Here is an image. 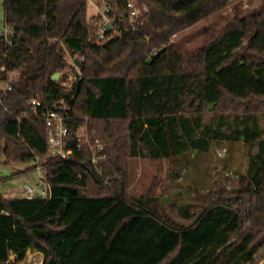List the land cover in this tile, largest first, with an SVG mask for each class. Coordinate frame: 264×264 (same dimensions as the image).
<instances>
[{"label": "trees", "instance_id": "1", "mask_svg": "<svg viewBox=\"0 0 264 264\" xmlns=\"http://www.w3.org/2000/svg\"><path fill=\"white\" fill-rule=\"evenodd\" d=\"M89 1H3L15 36L9 44L0 35V80L13 69L18 77L0 99V161L34 169L36 157L48 155L33 100L68 117L65 148L73 152L49 156L50 197L0 195V264H16L10 255L21 259L29 249L44 254L43 264L254 263L264 247V108L254 105L264 99V0L206 27L196 49L172 36L231 0H137L149 7L143 24L119 34L107 27L105 39ZM92 1L115 23L130 22L129 0ZM67 51L78 57L70 86L53 78L70 66ZM79 127L104 143L108 183L90 144L77 147ZM224 141L256 148L237 195L197 208L152 189L130 192V159H172L175 175L199 174L201 159ZM247 220L254 226L242 232Z\"/></svg>", "mask_w": 264, "mask_h": 264}, {"label": "rangeland", "instance_id": "2", "mask_svg": "<svg viewBox=\"0 0 264 264\" xmlns=\"http://www.w3.org/2000/svg\"><path fill=\"white\" fill-rule=\"evenodd\" d=\"M3 1L0 0V25L5 22ZM261 3L262 0H231L230 4L223 9L174 34L172 40L193 49L199 48L202 45L206 27L222 26L234 16L236 8L254 10L259 8ZM101 9L103 11L104 6H101ZM88 15L89 17L99 16L98 30L101 28V24L107 21V18L98 11L92 1L88 3ZM113 30V34H119L117 29ZM67 59L70 66L65 69L63 74L60 73L58 79L63 84L70 86L76 78L75 67L79 71L75 62L78 57L67 51ZM9 71L12 77L18 73L16 69ZM254 105L258 106L259 109H263L264 99H258ZM213 113L214 111L209 110L207 112L208 117ZM214 145V149L201 159L199 174L188 173L183 168L178 175H175L177 164L172 159H162L161 161H155L149 157L130 159V172L133 178L130 192L141 194L152 189L154 195L166 197L169 195L173 198L176 196L177 202H193L197 204V208L203 206L204 203L236 194L234 190L244 187L246 184L242 182L241 175L246 172L249 157L256 148L251 149L242 141H224ZM30 165H33V162ZM24 182L35 185L37 183V172L29 169L28 165L7 164L0 161V195L5 197L22 196L21 190ZM159 207L170 208L169 204L164 203L162 200ZM172 208L171 212L177 211V207ZM177 218L183 222L192 220L180 216H177ZM252 226H254L253 222L247 220L242 232L252 228ZM10 258L16 260V264H43L44 262V254L36 249H29L21 259H17L15 254H11ZM241 264H264V247L257 253L254 263L244 262Z\"/></svg>", "mask_w": 264, "mask_h": 264}, {"label": "built area", "instance_id": "3", "mask_svg": "<svg viewBox=\"0 0 264 264\" xmlns=\"http://www.w3.org/2000/svg\"><path fill=\"white\" fill-rule=\"evenodd\" d=\"M92 1V0H91ZM96 8L101 12L107 21L101 24L99 29L100 38L105 39V32L107 28V23L111 25V29H117L120 31H128L130 27L136 28L137 25L143 24L144 16L149 11L147 5L140 6L137 0H129L127 3V8L129 11L130 22L127 25H119L115 23V17H110L108 15L109 8H105L103 11L101 5L95 1ZM0 35H2L7 43H12V39L15 36V31L12 26H9L6 22L0 25ZM10 71H8V76L5 81L0 80V99L3 95L13 90V81L18 77V73L15 76H10ZM33 114L43 117L46 127H47V138H48V155L45 157L37 156L33 162V171L37 172V183L31 185L28 182L23 183V189L21 190V195L28 199L34 197H50L52 195L51 184L47 178L46 170L49 164V156L67 159L71 156L72 150L66 149L68 142V136L70 132V125L68 123V117L58 110L47 109L45 106L40 109L41 102L38 100H33ZM28 117L30 114L25 112L23 114ZM78 144L77 147L80 149L86 143L90 144L91 156L90 160L93 167L95 168L98 175H100L105 183L109 182V176L104 175V167L102 165V159L106 157V151L104 143L99 138H94L91 140L90 134L86 127H79L76 133Z\"/></svg>", "mask_w": 264, "mask_h": 264}, {"label": "water", "instance_id": "4", "mask_svg": "<svg viewBox=\"0 0 264 264\" xmlns=\"http://www.w3.org/2000/svg\"><path fill=\"white\" fill-rule=\"evenodd\" d=\"M107 25V27L109 28V29H111V25L109 24V23H107L106 24ZM166 50V47H163V48H161L154 56L156 57V56H158V55H160L163 51H165ZM59 76H60V73L59 72H57V73H55L54 74V76H53V78L55 79V80H57L58 78H59Z\"/></svg>", "mask_w": 264, "mask_h": 264}]
</instances>
